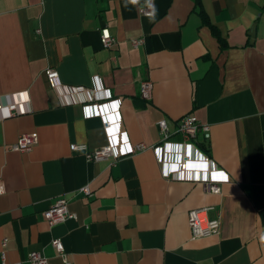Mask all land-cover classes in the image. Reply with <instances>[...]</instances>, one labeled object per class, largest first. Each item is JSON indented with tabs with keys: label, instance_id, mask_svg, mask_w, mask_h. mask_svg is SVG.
I'll return each instance as SVG.
<instances>
[{
	"label": "crops",
	"instance_id": "0c3cea01",
	"mask_svg": "<svg viewBox=\"0 0 264 264\" xmlns=\"http://www.w3.org/2000/svg\"><path fill=\"white\" fill-rule=\"evenodd\" d=\"M147 1L0 0V102L23 108L0 118V264H30L31 250L51 264H264V0H152V16L139 12ZM144 78L149 100L138 92ZM188 113L209 125L193 145L216 167L181 172L179 154L199 161L195 148H150L160 119L174 130ZM116 131L148 147L115 161L70 148L102 146ZM32 132L30 150L9 148ZM205 175L222 178L219 192L196 180ZM58 196L75 217L49 225L42 212ZM196 208L219 219L217 234L192 236Z\"/></svg>",
	"mask_w": 264,
	"mask_h": 264
},
{
	"label": "built area",
	"instance_id": "2783aa9c",
	"mask_svg": "<svg viewBox=\"0 0 264 264\" xmlns=\"http://www.w3.org/2000/svg\"><path fill=\"white\" fill-rule=\"evenodd\" d=\"M154 10V4L152 0H148L144 2L139 7V12L142 15L152 16ZM100 40L103 46H110L114 42V38L109 34L106 28H102L100 30ZM143 42V37H135L130 39V43L132 46H138ZM46 78L49 84L56 88L58 86V72L55 68L47 67L45 70ZM138 92L139 96L143 99L149 100L151 98L152 93V82L149 79H140L138 82ZM86 108L90 107V104L85 105ZM0 118L10 116L12 114H18L23 111V108H20L17 103L14 101H6L0 102ZM95 111V110H94ZM96 112V111H95ZM119 124V120H118ZM159 132L161 134V143L157 145H152L150 148L157 152H160L167 145L176 144V145H186L190 147H194L193 140L201 134L205 140L209 138V125L205 122L199 120L194 114L188 113L181 116L174 130H171L165 119H160L157 122ZM103 126L108 132L110 131V121L104 120ZM172 133H178L182 142L175 143L170 141V135ZM38 138L36 133H21L17 140L9 145L11 150L17 151H27L32 148L34 144H36ZM146 146L143 142L131 143L128 139L123 136L119 132H113L110 134V140L108 143L93 148L88 149L84 144H76L72 143L70 148L72 150H84L85 157L90 161H98L102 159H109L115 161L121 156H125L128 154H132L143 149H146ZM196 149V148H195ZM198 154L193 153V156L198 155V159H193V157L187 153H180L177 158L176 166L181 171L184 172L188 170L189 164L191 162H201L206 166H214L216 164L202 151H198ZM161 153V152H160ZM159 154V153H158ZM162 160V156L159 157ZM195 158V157H194ZM168 179H186L191 178L192 176L187 175H178L176 172H169L165 174ZM195 179V178H194ZM202 181L208 188L210 192H219L220 188L218 186V182L222 181V178H213L210 176H203L196 178V180ZM223 179H226V174ZM79 191L85 196L91 195L90 188L87 185L81 186ZM68 199L65 196H58L50 206L42 212V216L47 221L49 225H53L55 223L61 222L67 218L75 217V214L68 209L67 206ZM203 209H191L187 213L188 225L193 237L200 236H208L211 234H217L220 230V221L217 218L213 219H205L201 216V212ZM5 243V240H3ZM51 245L57 250V252L62 257V260L66 263L67 256L63 248V244L58 237H54L51 239ZM27 260L30 264H51L47 257L43 255L38 250H31L27 254Z\"/></svg>",
	"mask_w": 264,
	"mask_h": 264
},
{
	"label": "trees",
	"instance_id": "16d2710c",
	"mask_svg": "<svg viewBox=\"0 0 264 264\" xmlns=\"http://www.w3.org/2000/svg\"><path fill=\"white\" fill-rule=\"evenodd\" d=\"M212 32L217 36L218 40H219L220 42H222V38H221V36L218 34V31L216 30V28L213 27V26H212Z\"/></svg>",
	"mask_w": 264,
	"mask_h": 264
}]
</instances>
